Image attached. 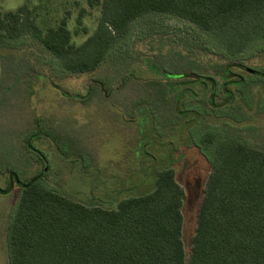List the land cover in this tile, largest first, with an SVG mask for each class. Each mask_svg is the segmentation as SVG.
Returning a JSON list of instances; mask_svg holds the SVG:
<instances>
[{"label": "rangeland", "instance_id": "obj_1", "mask_svg": "<svg viewBox=\"0 0 264 264\" xmlns=\"http://www.w3.org/2000/svg\"><path fill=\"white\" fill-rule=\"evenodd\" d=\"M22 6L43 31L66 20L75 45L93 34L101 16V6L91 7L89 0H0V12ZM231 62L264 72V40L231 57L196 25L159 14L136 20L129 37L89 74L64 72L32 38L0 49V188L7 189L11 171L25 182L47 169L49 189L112 207L151 193L157 174L173 169L185 191L183 241L189 251L215 150L204 145L206 135L214 134L216 143L238 139L264 150V80L244 74L247 85L236 91L243 98L215 110L207 101L209 86L180 79L196 72L215 78L220 88L218 73ZM38 128L55 134L66 155L47 138L34 141L43 164L25 144ZM74 177L87 184L79 196L67 191ZM89 190L96 199L91 203L85 201ZM18 194L17 187L0 194V264H9L7 230Z\"/></svg>", "mask_w": 264, "mask_h": 264}, {"label": "trees", "instance_id": "obj_2", "mask_svg": "<svg viewBox=\"0 0 264 264\" xmlns=\"http://www.w3.org/2000/svg\"><path fill=\"white\" fill-rule=\"evenodd\" d=\"M89 4L101 6V16L96 30L80 45L73 43L66 20L43 31L27 6L0 12V49L32 38L64 72L89 74L129 37L136 20L157 14L196 25L231 57L264 40V0H89ZM255 72L242 63H227L218 73L220 88L215 78L196 72L180 79L210 87L208 104L227 110L239 96L243 98L236 91L247 85L244 74L264 80V72ZM42 138L66 155L56 135L45 129L31 133L25 144L42 155L33 146ZM67 145L74 148L69 140ZM204 145L215 150L189 251L183 241L185 191L173 169L157 174L151 193L122 199L112 207L98 199L95 205L78 202L49 189L45 170L25 182L11 171L7 189L0 188L5 195L15 187L19 191L7 230L9 264H264V150L238 139L216 143L212 133ZM72 179L69 194L86 191L80 177ZM91 192L86 202L96 200Z\"/></svg>", "mask_w": 264, "mask_h": 264}, {"label": "flooded vegetation", "instance_id": "obj_3", "mask_svg": "<svg viewBox=\"0 0 264 264\" xmlns=\"http://www.w3.org/2000/svg\"><path fill=\"white\" fill-rule=\"evenodd\" d=\"M36 155H37V154H36ZM38 157L40 158V160H41V162H42L43 164H46V163H47V160H46V158H45L43 155L38 154Z\"/></svg>", "mask_w": 264, "mask_h": 264}, {"label": "water", "instance_id": "obj_4", "mask_svg": "<svg viewBox=\"0 0 264 264\" xmlns=\"http://www.w3.org/2000/svg\"><path fill=\"white\" fill-rule=\"evenodd\" d=\"M255 74H257V75H260V73H259V72H257V71L255 72ZM46 171H47V169L45 170V172H46Z\"/></svg>", "mask_w": 264, "mask_h": 264}]
</instances>
